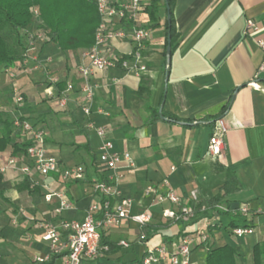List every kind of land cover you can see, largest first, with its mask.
I'll use <instances>...</instances> for the list:
<instances>
[{"label":"crops","instance_id":"obj_1","mask_svg":"<svg viewBox=\"0 0 264 264\" xmlns=\"http://www.w3.org/2000/svg\"><path fill=\"white\" fill-rule=\"evenodd\" d=\"M152 2L142 0L137 21L152 30L137 63L146 69L119 64L95 71L90 77L95 86L91 102L86 103L81 90L79 66L87 62L84 48L63 50L47 38L32 58L1 68L0 115L44 127L47 154L59 160L61 169L83 165L85 176L63 179L57 172L40 174L26 155L29 137L12 133V144L0 150L3 159L17 158L16 166L0 173V264L42 263L38 258L50 250L37 222L82 220L92 204L100 207L101 215L105 200L114 205L123 197L131 199L132 215L149 210L152 219L146 241L140 238L142 226L135 217L104 230L129 242L128 248L108 255L110 263L138 264L148 249L166 245L172 250L175 240L196 235L189 264H205L208 248L225 244L235 248L239 264H254L253 248L264 243V76L260 87L252 85L264 60V49L258 44L264 39V0H175L177 36L169 62L166 0H157L155 28L147 11ZM247 19L258 25L249 35L245 34ZM132 27V22L113 21L111 29L125 30V36L106 39V54L131 59ZM54 77L56 83L51 82ZM69 84L73 88L67 91ZM14 88L24 97L20 104L14 100ZM163 112L178 119L171 120ZM216 119H223L228 127L221 157L208 151ZM97 127L106 130L115 152L130 154L132 166L124 157L115 171L99 165L103 137ZM27 164L31 170L24 173L20 166ZM96 181L108 182L118 193L106 196L94 191ZM170 191L190 207L219 196L225 209L169 219L164 210L175 206L169 200L158 201L157 196ZM54 192H64L72 207L58 212L60 197H45ZM243 205L250 208L247 218L234 212ZM246 222L253 225L254 234L235 236L233 228ZM61 260L55 256L52 263Z\"/></svg>","mask_w":264,"mask_h":264},{"label":"built area","instance_id":"obj_2","mask_svg":"<svg viewBox=\"0 0 264 264\" xmlns=\"http://www.w3.org/2000/svg\"><path fill=\"white\" fill-rule=\"evenodd\" d=\"M99 13L102 16V21L96 33L95 44L82 52V56L87 59V62L79 66V73L82 77L81 90L84 94L86 103L91 102L94 97L95 86L90 82V77L97 70H104L107 67H112L121 64L124 68L137 69V63L141 60V51L144 43L151 36V28L145 26H138L137 21L142 10V0H128L122 3H115L114 0H96ZM41 12L38 7H33V19L37 23L40 18ZM115 19L119 22L126 21L132 22L133 27L131 36L135 43V49L129 53L131 59H124L114 54H106L103 45L106 39H112L117 36H125V30L111 29V24ZM258 30V25L254 19H247L245 26V34L249 35ZM26 33V50L23 54L24 61L32 58L33 53L40 47L47 38V33L44 28L37 25L30 27L25 31ZM260 47L264 49V39L258 41ZM134 60V64H131ZM140 70H145L146 66L141 65ZM264 76V60L256 69L252 85L260 87L261 77ZM58 81L57 77L51 79L52 83ZM73 88L69 84L67 91ZM50 93H52L50 91ZM66 95L61 99V104L66 103ZM14 100L20 104L24 101L21 92L14 88ZM86 113L90 112L89 106L84 107ZM13 126L19 129L29 137L31 143L26 147V155L31 161L33 168L40 174L46 176L50 173H60L63 179H82L85 176V167L83 165H76L73 167L61 169L59 160L48 155L46 151V137L47 132L44 127L35 126L27 119L16 117L13 119ZM215 132L210 137L208 144V151L213 156L221 157L226 149V142L224 136L228 127L223 119H218L215 123ZM98 134L103 137V145L98 157L99 165L109 171H115L121 158L124 157L129 161L132 166L133 160L129 153L120 154L113 150V142L107 137L106 130L103 127L96 128ZM17 158L14 156L3 159L0 155V173L6 171L8 167L16 166ZM20 170L24 173H29L31 167L29 164L20 166ZM115 179V177H110ZM94 191H99L106 196L118 193L114 191L113 186L108 182L96 181L92 184ZM151 190L149 187L148 191ZM57 195L60 197V204L57 209L61 212L64 209L72 207L71 201L65 196L64 192L48 193L45 197L50 200L52 196ZM158 201L169 200L175 208L165 209L164 216L169 219L180 220L183 217H192L194 212L188 205L182 203V199L173 191L166 194H159ZM132 201L129 198L123 197L118 200L114 205L110 204L109 200H105L102 214L99 215L100 207L92 204L82 220L77 219H64L59 224H55L49 220H41L37 222L38 227L42 230V238L49 245L50 252L38 258L40 262L52 263L55 256L61 257L60 264H81L82 261H93L104 257V250L106 246L101 245L102 230L110 229L114 226L121 224L125 219L135 217L141 226L148 223L152 219L149 210H145L138 215H132L130 208ZM225 209V207H221ZM250 208L247 205L240 206L234 212L239 217L247 218ZM255 229L249 223L236 225L232 233L241 238L254 234ZM203 242L208 239L207 234L200 235ZM146 237L145 233L141 232L140 238L143 240ZM195 236H184L173 242L172 250H169L166 245H159L147 250L146 255L142 261L144 264H159L168 260V264H189L191 256V243ZM123 248L129 247L127 240L120 241Z\"/></svg>","mask_w":264,"mask_h":264},{"label":"trees","instance_id":"obj_3","mask_svg":"<svg viewBox=\"0 0 264 264\" xmlns=\"http://www.w3.org/2000/svg\"><path fill=\"white\" fill-rule=\"evenodd\" d=\"M170 5L171 22L165 17L167 37L171 33V51L177 36L174 16L175 0H166ZM33 7L40 9L41 15L37 23L33 19ZM147 11L150 16V26H158L159 7L157 0L148 5ZM167 14V6H166ZM102 21L96 0H0V70L10 67L23 59L26 50V33L30 27L37 25L47 33L49 42H54L63 50H76L91 48L96 41V33ZM171 120L178 118L172 114L163 112ZM164 118V117H163ZM217 120V119H216ZM214 121V123L216 122ZM0 150H5L12 144V133L20 132L13 126V120L0 115ZM18 148L15 147V151ZM234 175V174H232ZM236 178V176H233ZM221 201L219 196L199 201L192 205L194 216L202 210L220 211ZM229 213L230 210L222 211ZM146 237L149 234V224L141 228ZM120 238L116 234H106L102 231L101 245L106 246L104 257L90 261L94 264H125L122 261L110 263L109 254H114L121 249ZM254 264H264V243H257L253 248ZM40 264H49L43 262ZM81 264H85L82 261ZM138 264H144L139 261ZM205 264H239V254L234 247L225 244L217 247H209L205 257Z\"/></svg>","mask_w":264,"mask_h":264},{"label":"water","instance_id":"obj_4","mask_svg":"<svg viewBox=\"0 0 264 264\" xmlns=\"http://www.w3.org/2000/svg\"><path fill=\"white\" fill-rule=\"evenodd\" d=\"M167 20L170 24L171 22V12H170V5L169 3L167 2ZM170 57H171V33L169 32L168 34V38H167V61L169 62L170 60Z\"/></svg>","mask_w":264,"mask_h":264}]
</instances>
